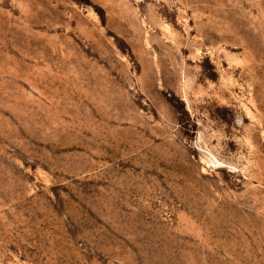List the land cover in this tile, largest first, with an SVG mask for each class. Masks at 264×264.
I'll use <instances>...</instances> for the list:
<instances>
[{
    "label": "rangeland",
    "instance_id": "374dc122",
    "mask_svg": "<svg viewBox=\"0 0 264 264\" xmlns=\"http://www.w3.org/2000/svg\"><path fill=\"white\" fill-rule=\"evenodd\" d=\"M0 264H264V0H0Z\"/></svg>",
    "mask_w": 264,
    "mask_h": 264
}]
</instances>
